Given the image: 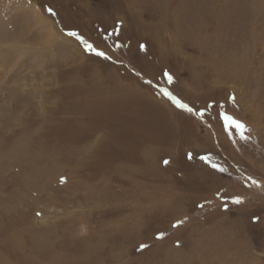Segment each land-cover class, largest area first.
Returning a JSON list of instances; mask_svg holds the SVG:
<instances>
[{"label": "rangeland", "instance_id": "obj_1", "mask_svg": "<svg viewBox=\"0 0 264 264\" xmlns=\"http://www.w3.org/2000/svg\"><path fill=\"white\" fill-rule=\"evenodd\" d=\"M0 264H264V0H0Z\"/></svg>", "mask_w": 264, "mask_h": 264}, {"label": "snow or ice", "instance_id": "obj_2", "mask_svg": "<svg viewBox=\"0 0 264 264\" xmlns=\"http://www.w3.org/2000/svg\"><path fill=\"white\" fill-rule=\"evenodd\" d=\"M45 10H46L49 14H51V15H55V13L53 12V10H52L51 8H46ZM69 35H73V36H75L76 34H75V33H69ZM86 48H87L88 50H91V49H92V45L88 44V45H86ZM141 48H143V45L141 46ZM96 55H98V56H105V53H103V52H96ZM105 58H107V57H105ZM165 76L167 77V79H168L169 82L172 81V77H171V75L165 73ZM160 91H161L164 95L169 96L171 99L175 100V97H173L172 94H171L170 92H168L167 90H165V89H161ZM176 103H177V106H178V107L186 108V109H187L188 111H190V112L192 111V109H191V108H188L187 105L182 104V103H180L179 101H176ZM209 107H211V105H209ZM197 114H198V115H202V113H197ZM220 115H221V118L223 119V121L225 122V125H226V126L230 124L233 128H236V129H244V128H245V125H244L243 123H241L240 121H238V120L234 119L233 117L229 116L227 113H225V112H221ZM241 139H242V140H243V139H247V137L241 135ZM188 158H189V159L192 158L191 154H189ZM201 159H205V160H206L207 157H201ZM165 163H168V161H165ZM213 167H216V165H213ZM221 170H222V169H221ZM61 182H62V183L64 182V179H63V178H61ZM251 183H252L253 185H255L256 187H259V186H260V185H259V182L256 181L255 179H252V180H251ZM234 203L239 204V203H242V201H241L239 198H236V199L234 200ZM38 214H39V213H38ZM253 219H254V221H255V220H258V217H254ZM145 247H147V245H144V244L140 245L141 250H142L143 248H145Z\"/></svg>", "mask_w": 264, "mask_h": 264}, {"label": "bare ground", "instance_id": "obj_3", "mask_svg": "<svg viewBox=\"0 0 264 264\" xmlns=\"http://www.w3.org/2000/svg\"><path fill=\"white\" fill-rule=\"evenodd\" d=\"M40 19V18H39ZM42 20V19H41Z\"/></svg>", "mask_w": 264, "mask_h": 264}]
</instances>
